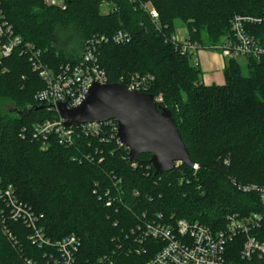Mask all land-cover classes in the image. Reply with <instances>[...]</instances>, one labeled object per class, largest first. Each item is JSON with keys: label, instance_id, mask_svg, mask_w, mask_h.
<instances>
[{"label": "trees", "instance_id": "1", "mask_svg": "<svg viewBox=\"0 0 264 264\" xmlns=\"http://www.w3.org/2000/svg\"><path fill=\"white\" fill-rule=\"evenodd\" d=\"M141 2L158 12L157 25ZM263 13L264 0H70L65 10L43 0H0V18L22 45L40 50L51 69L80 61L84 42L95 35L129 32V43L100 47L109 83L147 75L149 95L163 98L158 107L172 112L197 166L177 163L155 177L152 156L142 154L131 163L111 129L112 137L84 136L70 148L51 139L44 150L32 139L31 127L57 116L36 99L44 82L18 49L0 59V192L11 186L52 242L76 235L85 264L102 256L113 264H146L153 253L136 255L131 232L144 214L198 222L217 232L231 215L260 213L264 239V203L256 193L241 191L264 188V58L246 59L247 75L238 60H227L224 83L207 86L201 70L167 40L180 21L192 41L211 49L230 35L235 16L260 18ZM249 33L264 46V24L249 27ZM31 234L9 218L0 196V264H53L48 256L55 250L39 248ZM242 243L239 237L229 244L227 264H264V257L242 260Z\"/></svg>", "mask_w": 264, "mask_h": 264}, {"label": "built area", "instance_id": "2", "mask_svg": "<svg viewBox=\"0 0 264 264\" xmlns=\"http://www.w3.org/2000/svg\"><path fill=\"white\" fill-rule=\"evenodd\" d=\"M51 7L66 9L70 0H43ZM136 4L137 0H129ZM139 7L147 13L151 21L157 25L159 14L149 3H139ZM108 8V5H107ZM0 59L9 57L15 50H20L21 55L28 56L32 67L44 82V89L36 95V99L46 104L48 111L55 112L56 118L32 125L31 137L40 142L42 148H50L51 139L58 145L70 148L76 139L94 137L105 139L111 136L108 129L115 133V140L119 147L122 144L117 138L118 124L116 120L98 123H84L79 127L65 126V120L59 116L58 104H65L66 108H78L85 102L93 85H108L106 71L101 67L99 50L105 44L115 43L124 45L129 43L132 36L129 32L118 31L112 35H101L87 39L83 46L80 61L67 63L57 69L49 68L41 59V51L35 50L33 45H22V39L14 34L7 22L0 18ZM231 33L215 47L225 60L264 58V46L259 40L249 33V27L255 24H264V13L260 18L235 16L232 20ZM167 40L171 43L176 53L198 60V52L207 49L197 41L189 38L188 33L172 34ZM1 62V60H0ZM150 79L147 75H131L122 79L118 84L124 85L132 92L149 94ZM158 106L163 98H153ZM26 131L23 130L22 138ZM112 137V136H111ZM128 155V152H127ZM179 163V162H178ZM134 164V163H133ZM177 163L175 164V166ZM197 166L193 165L192 169ZM242 192H254L260 196L264 203V188L244 186ZM108 194V192H107ZM1 198L9 209V218L12 221L22 222L32 234V243L39 248L50 247L55 253L48 258L53 264H85L79 257L81 248L79 238L73 234L57 242H52L40 228L38 218L25 204L18 201L15 191L8 186L1 189ZM107 206L111 201L107 200ZM262 215L251 213L245 217L231 215L227 218L226 228L217 232L212 228L184 219L166 220L162 215L153 219L143 216V222L131 230L135 254L145 256L153 253L146 264H227V249L234 239L243 240L240 254L244 261L264 257V239L259 236ZM9 238H12L9 234ZM151 240L152 245L147 246ZM86 264H113L110 258L102 256L95 262Z\"/></svg>", "mask_w": 264, "mask_h": 264}, {"label": "water", "instance_id": "3", "mask_svg": "<svg viewBox=\"0 0 264 264\" xmlns=\"http://www.w3.org/2000/svg\"><path fill=\"white\" fill-rule=\"evenodd\" d=\"M57 110L66 127L116 120L117 138L130 162L136 163L142 154L151 155L155 177L171 172L178 162L193 166L172 112L159 108L152 95L132 92L120 84H97L80 107L68 110L58 104Z\"/></svg>", "mask_w": 264, "mask_h": 264}, {"label": "crops", "instance_id": "4", "mask_svg": "<svg viewBox=\"0 0 264 264\" xmlns=\"http://www.w3.org/2000/svg\"><path fill=\"white\" fill-rule=\"evenodd\" d=\"M211 50V49H205ZM216 54V53H215ZM214 52L206 53L201 50L198 52V68L201 70V82L207 86H212V84L222 85L223 82V71L227 62L219 53L215 55ZM209 57H215L219 61L218 68L219 70H211V68L207 65V60ZM245 60V59H244ZM204 70V71H202Z\"/></svg>", "mask_w": 264, "mask_h": 264}, {"label": "rangeland", "instance_id": "5", "mask_svg": "<svg viewBox=\"0 0 264 264\" xmlns=\"http://www.w3.org/2000/svg\"><path fill=\"white\" fill-rule=\"evenodd\" d=\"M102 11L105 13L109 10V7L107 8V5H103L102 7ZM174 26H176V30H175V34L177 35H182V34H185V33H188V30L186 29L185 26H183V23L180 22V21H176ZM71 33H69L70 35ZM203 51H205L206 53H211V52H214V54L216 53L217 55L219 54V51L218 50H215V48H212L211 50H205L203 49ZM215 54V55H216ZM198 60V55H197V58ZM198 62V61H197ZM197 62L195 61V59L193 58H190V64L193 66V67H196L198 66ZM227 62V60L225 61ZM238 63L240 64V67H241V71L244 75H247L248 74V67H247V62L246 60L244 59H240L238 60ZM207 65L211 68V70H219L218 68V65H219V61L215 58V57H209V59L207 60ZM204 71V70H202Z\"/></svg>", "mask_w": 264, "mask_h": 264}]
</instances>
